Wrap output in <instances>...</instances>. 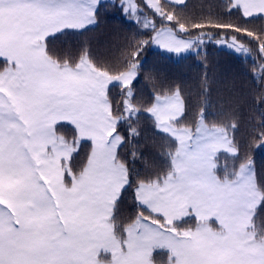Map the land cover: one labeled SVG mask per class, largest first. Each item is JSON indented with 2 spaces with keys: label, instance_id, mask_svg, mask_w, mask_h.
<instances>
[{
  "label": "snow or ice",
  "instance_id": "snow-or-ice-1",
  "mask_svg": "<svg viewBox=\"0 0 264 264\" xmlns=\"http://www.w3.org/2000/svg\"><path fill=\"white\" fill-rule=\"evenodd\" d=\"M97 4L0 0V264H155L157 251L166 252L167 264H264V223L255 221L264 207V176L251 160L231 169L217 163L222 151L239 158L230 135L236 124L209 123L203 111L185 122L179 88H162L146 109L135 107L130 85L138 51L113 73L93 63L87 50L76 60L48 47L49 37L93 24ZM149 6L176 20L154 0ZM235 6L244 17L264 14V0ZM136 10L131 2L125 8ZM176 22L178 30L157 32L154 42L177 53L200 42L181 39L188 30ZM258 39L264 52V36ZM232 46L249 51L235 37ZM112 87H122L115 105ZM141 112L168 140L167 167L143 177L119 152L138 135L131 121ZM122 123L130 129L123 136ZM65 127L71 139L60 134ZM129 188L140 211L117 223ZM189 219L193 226H186Z\"/></svg>",
  "mask_w": 264,
  "mask_h": 264
},
{
  "label": "trees",
  "instance_id": "trees-1",
  "mask_svg": "<svg viewBox=\"0 0 264 264\" xmlns=\"http://www.w3.org/2000/svg\"><path fill=\"white\" fill-rule=\"evenodd\" d=\"M135 2L136 14L125 11L124 0L101 1L93 24L83 30H65L49 37L48 47L60 56L76 60L87 50L93 63L108 67L113 73L122 69L129 52L138 51L134 61L138 65L137 75L130 85L135 107L146 109L162 88H179L187 106L185 122L191 123L203 111L209 123L236 124L230 135L239 147V158L233 155V160L228 162L223 157L221 162L225 161L231 168L251 160L257 176H264V136L260 135L264 132V99L261 98L264 96V52L260 51L262 41L258 39L264 36V14L244 17L243 9L236 7L234 0H156L164 12L176 17L169 22L150 7L147 0ZM148 19L151 24L146 23ZM177 20L188 30L181 35L200 40L189 53L154 45L152 38L157 29L175 26L178 30ZM195 24L205 27L194 28ZM216 24L238 26L253 32L254 36L249 37L247 31L238 33L235 27L216 28ZM233 37L249 51L238 53L216 42L219 38ZM2 63L0 60V66ZM121 93L122 87L111 88L114 105L123 99ZM131 123L138 135L129 137V142L119 149L121 157L141 177L165 169L167 163L162 152L167 150V138L154 129L152 119L144 112L139 114L138 121L134 117ZM69 130L70 127H65L59 132L68 134L71 139ZM118 131L122 136L129 132L128 123L118 126ZM87 150L85 144L80 158ZM134 205V188H129L123 193L117 223L127 224L140 211ZM255 221L257 225L264 223V207H258Z\"/></svg>",
  "mask_w": 264,
  "mask_h": 264
},
{
  "label": "rangeland",
  "instance_id": "rangeland-1",
  "mask_svg": "<svg viewBox=\"0 0 264 264\" xmlns=\"http://www.w3.org/2000/svg\"><path fill=\"white\" fill-rule=\"evenodd\" d=\"M101 1H105V0H98V4H99ZM172 1H176V2H177V1H182V0H172ZM234 1L236 2V0H234ZM129 2L135 4V5H136V8H137V10H138V7H137V4H136L135 0H124V3H125L124 6H125V8L127 7V5H128ZM147 2H149V0H147ZM154 2L156 3V0H154ZM98 4H97V6H98ZM137 10H136L135 12H132V13L136 14V13H137ZM151 22H152V21H151L150 19L146 20V23H147V24H151ZM166 28H171V27H161V28L157 29V31H156V33H155V36L157 35V32H163ZM65 30H71V29H65ZM65 30H63V31H65ZM155 36H154V37H155ZM180 38H181V39H184V40H187V41L196 40L195 38L187 37V36H183V35H181ZM200 39H201V38H200ZM216 42H217V44H218L219 46H221V47H225V48H228V49H231V50L237 52V51L235 50V47L232 46V39L219 38L218 40H216ZM236 44H238V45H243V46H244V44H242L241 42H238V41H236ZM154 45L157 46L158 48L165 49V48L161 47V45H159V44H157V43H155V42H154ZM244 47H245V46H244ZM245 48H246V47H245ZM165 50H168V49H165ZM193 50H195V48L192 47V48H190V49H187V50H183V51H181V53H189L190 51H193ZM168 51H170V50H168ZM241 52H243V51H241ZM241 52H238V53H241ZM244 53H246V52H244ZM69 131L72 132V131H71V128H70ZM62 135H65V136L68 137V134H66V133H63ZM232 156H233L232 153H228V152H223V151H222V152L219 154V157H220V158H219V160L217 161L218 166L223 167V166L226 165V164H225V161H224L223 163L221 162L222 159H223V157H225V158L227 159L228 162H231V161L233 160ZM227 166H228V165H227ZM228 168L231 169L229 166H228ZM194 223H195L194 220L189 219L188 222H187V225H186V226H193ZM160 256H161V257H160ZM159 257H160V258H159ZM154 260H155V264H167V254H166V252H160V251H157L156 253H154Z\"/></svg>",
  "mask_w": 264,
  "mask_h": 264
}]
</instances>
